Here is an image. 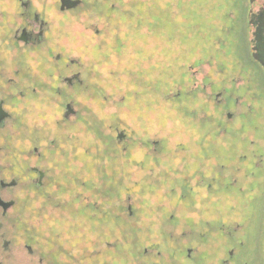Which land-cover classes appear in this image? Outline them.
<instances>
[{
	"label": "flooded vegetation",
	"instance_id": "1",
	"mask_svg": "<svg viewBox=\"0 0 264 264\" xmlns=\"http://www.w3.org/2000/svg\"><path fill=\"white\" fill-rule=\"evenodd\" d=\"M92 1L99 7L109 3ZM249 2L248 44L264 74L254 56L256 34L264 28V0ZM81 4L61 9L62 0H0V264H264V130L259 135L258 125H232L257 113L264 122L257 106L263 97L244 61L228 72L220 58L235 27L220 25L215 45L209 28L206 48L182 45L177 61L164 55L165 35L178 36L183 27L177 23L166 30L161 14L158 30H149L148 20L142 30L147 55L127 66L123 59L132 58V50L126 52L125 40L139 32L131 23L121 38L111 29L100 35L99 29L93 34L80 25L88 36L79 35V45H67L69 24H60L59 17ZM49 5H55L57 15L49 13ZM100 12L107 18L112 14ZM192 20H181L187 30ZM192 26L198 34L205 30ZM107 61L112 63L103 71ZM204 63L205 74L191 72ZM161 64L174 71L166 85ZM156 82L163 99H201L191 113L209 123L216 120L220 136L239 142L230 146L227 161L206 156L189 161L190 166L174 164L175 171L184 172V183L167 188L162 198L153 185L160 182L167 160L164 142L179 151L200 136L187 137L177 122L166 130V120L151 122L155 119L147 114L134 118V98ZM188 84L192 88H182ZM243 87L248 95L238 93ZM59 98L60 112L54 116L51 108ZM123 124L128 134L119 130ZM142 124L145 134L132 130ZM81 132L87 145L79 139ZM151 132L162 133L160 142L149 138ZM83 149L92 150L88 161L78 157ZM181 155L170 154L171 160ZM178 195L184 204L173 199ZM252 196L263 197L256 241L261 248L256 247L255 258L244 254L248 242L241 237L250 227L244 211ZM146 203L158 211L169 209L170 218L150 217L143 210ZM213 203L226 204L222 209L232 213L225 209L215 221ZM117 219L123 221L120 227Z\"/></svg>",
	"mask_w": 264,
	"mask_h": 264
},
{
	"label": "rangeland",
	"instance_id": "2",
	"mask_svg": "<svg viewBox=\"0 0 264 264\" xmlns=\"http://www.w3.org/2000/svg\"><path fill=\"white\" fill-rule=\"evenodd\" d=\"M82 1L83 3L81 4V6L74 10V12H72L71 14L66 13L63 18L59 17L61 19L59 22L60 24H69L70 38L69 40L67 39V45L69 47H71L72 45H79V43L81 42L78 36L81 35V38H83L82 36H88L87 32H84L82 27L86 30L91 29L93 34L95 30L99 29L100 35L101 33H104L105 29H111L115 32H119V38H121L124 35V32L129 30L128 24L130 25L131 23V25L133 24L132 27H134L133 30L136 29L139 30V32L131 33V39L128 38L127 41L125 40L124 45L126 46V52L129 49L132 50V58L129 57L128 53H123V55H128L129 60L123 59L124 63L127 66H132L134 63L133 61H137L138 63H140L141 60L142 62V59L145 57V55H147V50L145 49L146 38L142 36L141 33L145 29H147V26H145L147 23L146 20H148L150 24L148 25L149 30H158V20L162 19L160 16L161 14H164L165 16L164 19L166 23V30H172L170 26L174 27V24L176 25L177 23V25L181 23L183 27V31L178 36L173 35L172 33L170 34L168 32H166L165 35L164 55H166V57H170L171 59L177 58V61L179 60L178 57L180 55L179 52L181 51L182 45L193 46L197 45L198 43V46L200 48H206V46L208 45L207 40H209V35L207 33L209 32V28L210 31H212V36L210 38L215 45L216 41L221 39L219 38V32L216 31L220 27V25H233L235 27L234 33L231 32L230 35H227L229 38H231L230 42L227 45V53H223V55H220V58L221 60H223V64L226 65L228 72L232 70V65L244 61L245 66L249 70H251L252 73H254L258 86H260L259 94L263 97L262 102H260L257 106L259 111H261L263 114L264 74L259 68L258 64L252 61L251 45L250 43L248 44V40L250 42V39L252 38V32L248 33V24H246L249 12H251L250 9L253 8L251 2H249L250 0H107L109 1V3L107 4V6L103 5V7L92 4V0ZM99 8L109 15L110 13L112 14L109 16V18H107L102 14L103 12H100ZM49 13L57 15L55 5H49ZM147 15L149 16L146 17ZM156 18H158V20H156ZM189 18L193 19L192 25H196L198 23L201 29H205L203 30L202 34H198V32H196V29L192 25H190L191 29L189 28V30H187L183 26V21ZM234 18L236 19V22L235 24H232L234 22ZM187 23H189V21ZM203 24L212 25L208 27V25ZM135 25H138V27H135ZM58 29L61 30L60 27ZM155 46L158 47L157 44ZM75 50L76 51L74 54H76V52L78 51L77 49ZM217 52L214 53L217 54ZM212 61L214 63H217V60L214 58ZM111 63L112 61L105 62V65L102 66V70L105 71L107 68H109ZM138 63L133 66L135 69L136 67H138ZM197 66H199L200 68L194 67L193 69H191L192 73L195 70L200 69V71L204 72L205 74V72L208 70L205 63L202 66ZM122 69H124V66H122ZM161 69V82L166 85V83L169 82V72L174 74V71H169V69H167L166 67L164 68L162 64ZM156 70H158V67ZM143 71L145 73L149 72L147 68L143 69ZM198 77L200 78L202 77V75L199 74ZM161 82H156L154 85L149 87V90L147 88H144V92H142L140 95L137 94V96H139L134 98V118L136 119L143 114H147L148 118L153 117L155 119L151 120V122L157 121L159 123H162L163 120H166V130L175 128V123L177 122L178 126L181 128V133L187 135V137L189 136L191 138L195 134L200 137L196 139L197 141L192 138L187 140V142L184 143V146L182 145L180 147L179 151L174 149V146H172L169 141L164 142L167 160L162 164H165L166 166L163 165L160 174H158L160 175V177H158L157 179H159L160 182L153 185L156 190L160 189L156 194V197L158 198H162V195H166L167 188L169 189L170 187L177 185L182 187L184 183L183 179L180 178L181 174L184 172L179 173L175 171L174 167H172L174 164L185 163L184 166H190L189 161H192L194 159L196 161H199L201 159H204L206 156L207 158L211 156L213 158H219L220 160L222 159L224 161H227L230 159V146H238L239 143L237 142V140H232L230 137H227L226 139L225 137L220 136L218 133L216 120L215 123H209L207 121L201 120L193 113H191L192 109L194 110L196 108L195 105L201 103V99L197 97L190 98L183 96V99L180 101L177 99L167 100L160 97L158 87ZM131 85L133 86V88H136L138 86V84H136V81H133ZM189 87L192 88V85L190 86V84H188L187 87L182 86V88L184 89H189ZM120 88L121 90H125L124 85ZM237 91L240 95L249 94V89L246 87H243L242 89ZM123 92L125 93L126 90ZM176 93L177 92L171 93V97ZM108 94H110V92ZM62 100V98H59L57 99V101L53 102L51 109L54 116L59 114ZM260 115L261 113H257L249 117L242 116L241 118H238L235 122H233L232 125H235V127L242 125L246 128L248 126L258 125L261 127V129L257 134L262 135V131L264 130V122H262ZM215 116L218 117L217 114H215ZM123 125L124 126L120 127L119 130H124L128 134L129 130L127 129V127H125V124ZM143 127V124L137 126L134 125L132 127V130L135 133L142 135L145 134L143 132ZM117 133L118 132H114V134H112L114 135V137H116ZM83 134V132L80 133L79 139L82 144L86 143L87 145V140L85 138V135ZM149 138H151V140H159L160 142V139H162V133L151 132L149 134ZM124 142H126V139ZM159 145L160 144H158V147ZM77 151L79 153V159H83V161H88L90 159V154H92V150L90 151L83 149ZM177 152L181 153V156L183 158L177 157V159L171 160L170 154L173 155ZM181 161H183V163H181ZM107 170L110 171L109 169ZM147 189L150 190V192L151 190L154 191L153 189H149L148 187ZM173 199L180 200L179 195L177 197L173 196ZM250 199H252V202L248 203L247 209L244 211V220L250 224V227L248 230H246V233L241 235V237L246 242H248L246 244L247 246L244 249L245 251H243L244 254L246 256H250L251 258H255V255L253 254L256 247L258 249L261 248V245L257 244L256 241H258L257 237L259 235V231L257 229L259 209L260 206H262L263 197L252 196L250 197ZM180 201L182 204L185 203L182 198ZM186 203L190 205V202ZM145 205H147L148 207ZM225 205L226 204L224 203L212 204L213 207L212 210L210 209V212H213L215 221L218 220V218H216V215L218 214V216H220L221 213L225 211V209L226 213H232V211L228 208L222 209V207H224ZM143 206V210L149 211L150 217L158 221L163 220L164 222L166 221V219H168L169 209H162V211H158L157 207L154 209V207H152L148 203L144 204ZM114 222L119 224L118 226L120 227L123 221L122 219H117L114 220ZM119 259L120 261L124 262L123 257L119 256Z\"/></svg>",
	"mask_w": 264,
	"mask_h": 264
},
{
	"label": "water",
	"instance_id": "3",
	"mask_svg": "<svg viewBox=\"0 0 264 264\" xmlns=\"http://www.w3.org/2000/svg\"><path fill=\"white\" fill-rule=\"evenodd\" d=\"M81 2H82L81 0H62L61 9L77 7L78 5L81 4ZM260 20L262 23H264V13L261 14ZM263 32H264V28L260 29L256 34V37L258 39V46L256 48L257 54L255 53L254 56L257 59V61H259L264 67V35H263Z\"/></svg>",
	"mask_w": 264,
	"mask_h": 264
}]
</instances>
